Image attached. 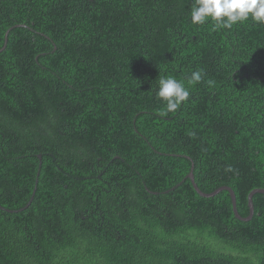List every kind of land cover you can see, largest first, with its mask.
<instances>
[{"label":"trees","instance_id":"obj_1","mask_svg":"<svg viewBox=\"0 0 264 264\" xmlns=\"http://www.w3.org/2000/svg\"><path fill=\"white\" fill-rule=\"evenodd\" d=\"M191 7L0 0V49L26 26L0 53V206L38 179L29 208L0 209V264H264V195L243 222L229 192L183 182L189 157L242 217L264 189V25L214 30ZM160 77L190 92L174 113Z\"/></svg>","mask_w":264,"mask_h":264},{"label":"clouds","instance_id":"obj_2","mask_svg":"<svg viewBox=\"0 0 264 264\" xmlns=\"http://www.w3.org/2000/svg\"><path fill=\"white\" fill-rule=\"evenodd\" d=\"M191 22L205 25L211 22L214 30L231 29L249 20L264 25V0H192ZM204 73L193 71L189 84L200 83ZM211 83V82H209ZM155 95L164 103V113L176 112L189 99L185 85L172 77H160Z\"/></svg>","mask_w":264,"mask_h":264},{"label":"water","instance_id":"obj_3","mask_svg":"<svg viewBox=\"0 0 264 264\" xmlns=\"http://www.w3.org/2000/svg\"><path fill=\"white\" fill-rule=\"evenodd\" d=\"M16 28H26V26L25 25H16V26L10 28L6 32V35H5V44H4L3 48L0 49V53H2L6 49V47L8 45L9 33L12 30L16 29ZM38 157H39V159L41 161L42 160V155H39ZM115 159H119V157H116ZM187 159H189L192 162V167H191L190 173L186 176V178L183 180V182L186 179L190 180L191 183H192V185H193V187H194V189L196 190V192L201 197H204V198H213V197H215L216 195L220 194L223 191L229 192L230 197H231V200H232L233 211H234V214H235L236 218L238 220H240V221H243V222H249V221H251L253 219L254 214H255V206H254V202H253L254 196L257 195V194H263L264 195V189H255V190H253V191L250 192V194L248 196L249 215H248V217H242L239 214V212H238L237 200H236V195H235L234 191L231 188L224 186V187H221V188L215 190L212 193H204L202 190L199 189L198 185L195 182V178H194L195 164L193 163L192 159H190L189 157ZM41 166H42V164L40 162L39 173H40V170H41ZM39 173H38V175H39ZM182 183L178 184L177 186H180ZM37 184H38V179L36 180V186L34 188V192H33V195L31 197V200L29 201V203L24 208H22V209H20L18 211H12V210H7V209H5V208H3V207L0 206V209L6 210L7 212H10V213H15V212H22V211L26 210L27 208H29V206L31 205L32 201L34 200V196H35V194L37 192ZM175 188L176 187H174L172 190H174ZM149 192L152 193V194H158V193L151 192V191H149ZM166 193H168V191Z\"/></svg>","mask_w":264,"mask_h":264}]
</instances>
